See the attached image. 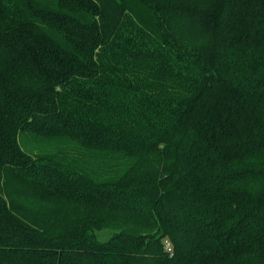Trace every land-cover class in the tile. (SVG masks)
Here are the masks:
<instances>
[{
	"label": "trees",
	"instance_id": "trees-1",
	"mask_svg": "<svg viewBox=\"0 0 264 264\" xmlns=\"http://www.w3.org/2000/svg\"><path fill=\"white\" fill-rule=\"evenodd\" d=\"M0 264H264V0H0Z\"/></svg>",
	"mask_w": 264,
	"mask_h": 264
},
{
	"label": "rangeland",
	"instance_id": "rangeland-1",
	"mask_svg": "<svg viewBox=\"0 0 264 264\" xmlns=\"http://www.w3.org/2000/svg\"><path fill=\"white\" fill-rule=\"evenodd\" d=\"M206 40V39H205ZM201 41V40H200ZM199 40H198V42H200ZM204 40H202L201 42H203ZM199 44V43H198ZM109 231H104V232H101V237H106L107 235H109ZM169 246H171L170 245V243L168 244ZM172 248V247H171Z\"/></svg>",
	"mask_w": 264,
	"mask_h": 264
},
{
	"label": "built area",
	"instance_id": "built-area-1",
	"mask_svg": "<svg viewBox=\"0 0 264 264\" xmlns=\"http://www.w3.org/2000/svg\"><path fill=\"white\" fill-rule=\"evenodd\" d=\"M168 247H169L168 249L171 250V247L169 245H168Z\"/></svg>",
	"mask_w": 264,
	"mask_h": 264
}]
</instances>
